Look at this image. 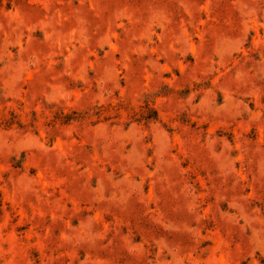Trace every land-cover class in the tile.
<instances>
[{
  "label": "rangeland",
  "instance_id": "1",
  "mask_svg": "<svg viewBox=\"0 0 264 264\" xmlns=\"http://www.w3.org/2000/svg\"><path fill=\"white\" fill-rule=\"evenodd\" d=\"M0 264H264V0H0Z\"/></svg>",
  "mask_w": 264,
  "mask_h": 264
}]
</instances>
